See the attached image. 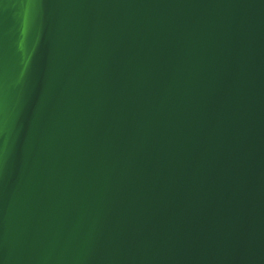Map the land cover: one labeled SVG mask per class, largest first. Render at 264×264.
I'll list each match as a JSON object with an SVG mask.
<instances>
[{
	"label": "water",
	"instance_id": "water-1",
	"mask_svg": "<svg viewBox=\"0 0 264 264\" xmlns=\"http://www.w3.org/2000/svg\"><path fill=\"white\" fill-rule=\"evenodd\" d=\"M0 264H264V0H0Z\"/></svg>",
	"mask_w": 264,
	"mask_h": 264
}]
</instances>
